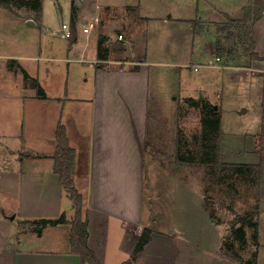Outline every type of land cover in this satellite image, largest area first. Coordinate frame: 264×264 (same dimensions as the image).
Here are the masks:
<instances>
[{
    "label": "crops",
    "instance_id": "0c3cea01",
    "mask_svg": "<svg viewBox=\"0 0 264 264\" xmlns=\"http://www.w3.org/2000/svg\"><path fill=\"white\" fill-rule=\"evenodd\" d=\"M69 1L72 17V0ZM193 1L188 0L189 3ZM44 2L45 0L41 22L36 21V11L26 6L12 5L9 10L0 5V19L4 17L10 21L0 27V174L16 172L18 177L20 175L21 179L12 186L30 189L34 204L35 200L39 204L40 199L46 198L48 189H51L52 194L56 193L58 204L61 205L64 200L72 203L59 176L54 172L55 160L52 158L56 149L55 131L59 125H64L70 146L76 150L73 181L83 196L82 216L88 222L89 247L101 264H123L131 257L142 231L145 228L153 230L152 227L142 225L144 218L148 220L142 206V188L147 186L144 182L142 145L144 147V140L148 136L151 100L156 101L154 106L160 112L159 118H164V107L169 104L171 107L175 106V94L178 92L177 87L173 86L170 88L173 98L169 101L162 98L163 87L159 80L163 75H169L167 70L161 73L158 71L155 75L156 83H152V66L148 60L149 39H193L194 42L196 39H219L222 18H226V15L232 19L242 18L244 9L250 5L251 0L241 4V15L234 17L223 13L222 17L221 12H217L218 20H205L200 10L193 18L183 14L175 16V11H184L183 1L180 5L177 3L174 10L157 3L148 5L144 0H78L75 31L67 39L70 40V46L62 57H55V54L42 56L40 51L44 42L46 47L48 39L34 37V31L42 28L45 37L49 33L44 25ZM24 10L33 16L26 17ZM212 29L218 35L212 34ZM15 31L20 37L15 36ZM5 34L10 36L5 38ZM23 34L27 37H23ZM252 36L256 44L255 51L260 58H264V17L254 25ZM212 43L210 50L215 49L216 52L219 49L217 42ZM47 49L52 50L50 40ZM173 51L177 53V49ZM201 58L205 57L199 53L198 59ZM57 61L68 64L64 96L49 95L48 87L59 86L54 82L55 74L51 65L48 64L50 68L45 69V74L39 69L41 62ZM218 62L209 60L190 64L189 67L194 73L201 69H220ZM250 62L251 66L240 68L257 76L263 83L260 88L261 102L258 105L262 114L264 81L262 76L254 75L250 70L257 64L262 66L264 72V60L251 58ZM223 66L221 69H239V66L230 63H224ZM74 68L82 69L81 73L88 78H80L79 81L74 76ZM23 70L30 79L26 80ZM35 80L43 88L45 98L37 97ZM29 111L33 118L39 113L49 117L52 115L50 131L53 130V135L49 137L50 143L45 145L48 150L33 146L26 151L23 144L20 151L8 144V139L15 141L24 138V120ZM247 111L245 109L241 114ZM11 157L15 158L12 162ZM9 162L12 163L11 167L8 166ZM164 170L165 167L159 166L161 176ZM158 177L152 176L148 186L153 191L161 189L158 191L162 193L164 187ZM166 180L169 182L168 177ZM174 183H178L177 180ZM176 187L183 188L179 184ZM8 188L9 184L0 180V219L3 215L8 219L5 214L7 207L3 206V195L8 192ZM40 189H44L42 193ZM21 192L18 200L24 203L28 197L26 193L24 197L23 191ZM189 192L186 191L190 195ZM195 195L196 200L190 196L194 208L204 200L199 193ZM156 196L159 202H163L160 194ZM71 203V215H66L68 219L74 216ZM27 211L19 212L24 221L58 218L53 216L34 219L31 210L29 209V214ZM57 213L60 217L63 211L58 209ZM186 213L190 214L188 211ZM52 227H65L70 239L69 224ZM24 234L11 235L0 231V264H82L80 257L70 252V242L67 246L62 242L64 246L61 252L49 248L43 250L40 243L42 235L37 236V239H26L29 231ZM171 240L167 233L161 234L153 230L151 242L134 264H172Z\"/></svg>",
    "mask_w": 264,
    "mask_h": 264
},
{
    "label": "rangeland",
    "instance_id": "374dc122",
    "mask_svg": "<svg viewBox=\"0 0 264 264\" xmlns=\"http://www.w3.org/2000/svg\"><path fill=\"white\" fill-rule=\"evenodd\" d=\"M144 1L148 5L157 3L174 10H176L175 5L177 3L180 5L183 1L184 11L180 9L177 13L175 11V16L183 14L185 17L193 18L200 10L205 20H218L217 12H221L222 17L223 13L234 17L241 15L243 7L241 4L247 0H194L190 3L188 0ZM16 2L13 0L12 4L16 6ZM23 12L26 17L33 16L29 11ZM43 17L45 27L49 29L48 36L45 37L43 28L42 30L34 29L36 39H48L46 47L45 42L43 44L41 55L55 54V57L66 55L70 40L63 38L62 25L66 24L70 29L72 27L71 1L45 0ZM222 19L223 22L219 25V39H196L195 42L193 39L181 41L179 39H176L177 41L149 39L148 60L152 66V83H156L155 75L158 71L161 73L167 70L170 76L163 75V78L159 80V84L163 87L162 98L166 101L173 98L170 95V88L173 86L177 87L178 92L175 94L177 96L175 106L171 107L169 104L166 108L164 107V118H159L160 112L154 106L156 101L151 100L148 136L144 140V147L142 145V163L145 167L144 179L146 180L144 182L147 185L142 188L144 191L142 206L148 215V220L144 218L142 225L152 227L161 234L167 233L172 238V264H264V186L246 182L233 167L215 166V169L211 171L213 168L211 166L185 163L178 158V154L187 159L195 155L197 138L201 136L203 129L201 122L203 107L205 102L209 101L215 107V111H220L222 116L220 162L225 165L256 164L260 160V155L248 150L251 139L261 130L262 114L258 105L261 102L260 88L263 83L256 78L257 76L240 68L241 66L249 67L252 64L249 46L243 42L240 28H230L231 22L225 17ZM8 23L10 21L5 20L4 17L0 19V27ZM211 32L218 35L213 29ZM9 36L5 34V38ZM15 36H19L16 31ZM23 37L27 36L23 34ZM49 40L52 50L47 49ZM212 41L217 42L219 49L216 52L215 49L210 50ZM174 49H177V53H174ZM199 53H202L205 58L198 59ZM216 57H221V62H218L221 68L224 67V63H230L233 66H239V69H201L194 73V70L189 67L190 64L209 60L215 63ZM40 64L38 68L42 74L46 73V68H50L48 64L51 65L55 74L54 82L60 86L48 87L49 95L64 96L66 93L64 84L68 73L67 62H41ZM35 67L37 69V66ZM261 67L256 64L250 72L261 76L264 73ZM81 70L74 68V76L79 78V81L80 78H88L81 73ZM262 80L264 81V78ZM34 89L37 92L35 86ZM245 109H248L247 113L241 114ZM51 118L52 115L49 117L41 113L34 115L33 118L29 111L24 120V138L15 141L8 139V144L11 148H19L20 151L23 144L26 151L31 150L33 146L48 150L45 145L50 143L49 137L53 135V130L50 131ZM13 159L15 158L11 157L10 161H14ZM11 162L8 163L9 167L12 166ZM159 166L165 167L163 176L158 171ZM0 175V180L9 184L8 192L3 195L5 197L3 206L7 207L5 214L8 219L4 215L0 219V231L11 235L20 234V236H24V233L29 231L26 239L34 237L37 239V236L42 235L40 243L43 250L49 248L61 252L64 246L62 242H65V246L70 242L69 233L65 231V227L54 228L43 225L39 221H24L19 212L28 210L27 214H29L30 209L34 214L32 216H35L34 219L53 216L59 218L58 209H61L63 214L71 215V211L69 212L71 202L64 200V202L61 201V205L58 204L56 193L52 194L51 189H48L46 198L40 199L39 204L35 200L34 204L30 189L12 186L21 179L20 175L18 177L16 172ZM152 176H159L164 187L162 193L158 191L161 189L153 191L148 186ZM167 177L169 182L166 180ZM175 180L178 183H174ZM177 184L184 189H179L180 186L175 188ZM177 189L180 191L178 192ZM43 190L40 189V193ZM21 191L24 197L25 193L28 197L24 203L18 200L19 195L22 194ZM186 191H190V195ZM197 193L204 200L198 202L200 204L196 206V209L191 203L190 196L196 200ZM156 194H160L163 202H159ZM71 207L73 211V203ZM250 214H253L252 219L249 217ZM238 228L245 230L246 244H242L235 238L234 231ZM137 229L140 230V227ZM230 246L238 257L231 256Z\"/></svg>",
    "mask_w": 264,
    "mask_h": 264
},
{
    "label": "trees",
    "instance_id": "16d2710c",
    "mask_svg": "<svg viewBox=\"0 0 264 264\" xmlns=\"http://www.w3.org/2000/svg\"><path fill=\"white\" fill-rule=\"evenodd\" d=\"M13 0H0V5L6 9L11 10ZM17 6H26L36 11V21L41 22V15L43 9V0H15ZM78 0H72V17H71V36L75 31L76 22L78 18V10L76 3ZM264 17V0H251L249 6L244 9V15L240 19H232L226 15L229 20L230 28H240L243 42L249 46L248 51L250 57L256 60H264L257 54L256 44L252 36V30L256 22ZM239 26H238V25ZM70 36V37H71ZM11 68V67H10ZM12 69V68H11ZM26 80L30 79L28 73L23 70ZM264 78V73L261 74ZM34 86L37 88V97L45 98V92L40 84L35 80ZM262 125L258 135L251 139V146L248 150L251 153L260 155V160L256 164H233L225 165L220 162L221 157V137H222V116L215 111V107L206 101L202 111V134L198 137L197 151L191 158H183L178 154L181 162L203 164L213 167L219 166L224 168L226 166L235 168L236 172L241 175L243 180L251 185L264 186V89L262 97ZM56 149L52 156L55 160L54 172L59 176L60 182L66 190L68 197L73 203L74 216L68 219L66 214H62L57 219H42L39 223L46 226H57L59 224L70 225V252L80 257L82 264H101L96 254L92 251L88 244L89 232L88 222L83 219V196L76 188L73 175L75 173L76 150L70 146L67 130L64 125H59L55 131ZM247 150V148L245 149ZM247 152V151H246ZM256 213V211H255ZM252 219L253 214L249 215ZM153 230L145 228L137 242V245L131 257L123 264H134L145 252L146 247L151 242ZM235 238L242 244L246 243V234L243 228L235 229ZM231 256L238 257L234 252L233 247H229Z\"/></svg>",
    "mask_w": 264,
    "mask_h": 264
},
{
    "label": "built area",
    "instance_id": "2783aa9c",
    "mask_svg": "<svg viewBox=\"0 0 264 264\" xmlns=\"http://www.w3.org/2000/svg\"><path fill=\"white\" fill-rule=\"evenodd\" d=\"M91 27H93V25H91ZM63 30H64V34H63V38H70L71 36V29L65 24L63 25ZM120 38H122V36H120ZM217 61H220L221 59L219 57H217L216 59ZM196 71H198V68H195Z\"/></svg>",
    "mask_w": 264,
    "mask_h": 264
},
{
    "label": "water",
    "instance_id": "95a60500",
    "mask_svg": "<svg viewBox=\"0 0 264 264\" xmlns=\"http://www.w3.org/2000/svg\"><path fill=\"white\" fill-rule=\"evenodd\" d=\"M243 112H245V110H243Z\"/></svg>",
    "mask_w": 264,
    "mask_h": 264
}]
</instances>
